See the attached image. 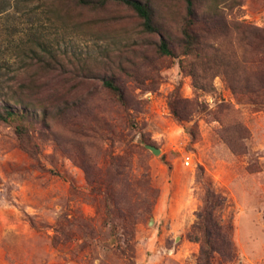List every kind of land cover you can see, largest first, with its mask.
Wrapping results in <instances>:
<instances>
[{"label": "rangeland", "instance_id": "rangeland-1", "mask_svg": "<svg viewBox=\"0 0 264 264\" xmlns=\"http://www.w3.org/2000/svg\"><path fill=\"white\" fill-rule=\"evenodd\" d=\"M142 1L153 32L118 1L0 0V109L30 93L47 111L30 151L0 120V264H197L206 181L227 197L229 264H264V104L227 81L264 77V0H195L196 35L221 62L202 89L181 65L185 0Z\"/></svg>", "mask_w": 264, "mask_h": 264}, {"label": "trees", "instance_id": "trees-1", "mask_svg": "<svg viewBox=\"0 0 264 264\" xmlns=\"http://www.w3.org/2000/svg\"><path fill=\"white\" fill-rule=\"evenodd\" d=\"M48 0H44L47 2ZM110 1H118L129 6L143 20L144 29L153 32L157 28L153 21L152 12L142 0H75L82 7L101 8ZM186 18L183 25V39L179 43L181 55L187 59L181 62L183 68L189 67V74L196 87L202 89L208 85L203 82L205 79L202 71L218 67L221 62L217 59H208L204 52L200 38L196 35L195 26L198 22L195 9V0H185ZM259 31H263L260 29ZM49 57L56 60L52 50L46 49ZM159 52L162 55L173 56L174 51L168 40L161 39ZM233 91L244 98L245 101L254 105L264 104V77L259 74L252 83L248 81L242 86L234 79L227 80ZM257 85L250 88L248 85ZM104 87L109 90L121 105L126 106L125 92L114 79H104ZM244 85V87H243ZM20 104L18 109H0V120L13 125L17 135L21 139L23 148L30 151L32 146L29 141L30 131L37 127L38 121L47 118L46 110H36L33 106L32 94L27 95V101L17 96L13 100ZM230 109V106H223ZM202 170V169H200ZM204 178V173L199 175ZM203 205L197 211V219L191 226L188 237L190 240L200 244V251L197 257V264H229L237 258V248L233 240V225L224 219V211L227 209L228 201L224 193L214 189L209 181L205 183Z\"/></svg>", "mask_w": 264, "mask_h": 264}, {"label": "water", "instance_id": "water-1", "mask_svg": "<svg viewBox=\"0 0 264 264\" xmlns=\"http://www.w3.org/2000/svg\"><path fill=\"white\" fill-rule=\"evenodd\" d=\"M147 147H148L149 149H151L152 152L155 153V154H159V153H160V149L157 148V147L154 146V145H150V144H148Z\"/></svg>", "mask_w": 264, "mask_h": 264}]
</instances>
